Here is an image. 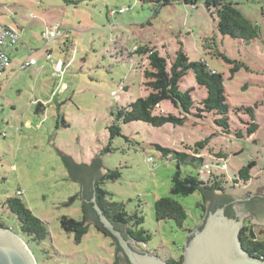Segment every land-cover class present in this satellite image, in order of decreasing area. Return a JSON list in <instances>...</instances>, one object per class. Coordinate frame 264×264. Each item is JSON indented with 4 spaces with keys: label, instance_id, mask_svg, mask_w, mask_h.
<instances>
[{
    "label": "rangeland",
    "instance_id": "rangeland-1",
    "mask_svg": "<svg viewBox=\"0 0 264 264\" xmlns=\"http://www.w3.org/2000/svg\"><path fill=\"white\" fill-rule=\"evenodd\" d=\"M232 1L259 28L256 38L221 35L216 9L210 11L202 0L194 5L172 0L164 6L141 0H0V22L21 36L6 47L12 65L0 80V223L27 242L37 264H118L114 239L99 231L95 220L80 239L62 228L63 216L82 220L85 205L78 196L81 181L70 176L58 149L80 165L101 155L109 174L119 172L101 186L110 201L124 204L129 216L143 217L137 229L151 237L142 243L143 250L166 261L184 254L186 237L202 219L207 197L202 189L171 193L178 163L163 156L156 144L190 152L185 148L210 137L202 150L204 163L180 164L182 177L198 175L209 163L200 176L208 179L210 169L222 173L223 192L244 196L264 187V0ZM57 24L55 38L45 39L44 33ZM145 46H156L169 64L183 49L190 60H204L223 74L231 133L216 124L218 115L200 110L197 103L189 114L170 101L156 107V114L185 117L183 125L120 124L118 111L150 92L144 76L147 55L139 52ZM31 58L35 63L23 67ZM181 88H193L195 102L207 94L193 71L182 78ZM242 106L254 110L258 128L252 134L247 132L250 114L241 111L238 117L233 110ZM118 123L121 132L112 137L111 126ZM241 129L239 137L235 130ZM251 161L256 165L244 181L238 171ZM19 190L47 225L42 241L26 238L16 215L3 205ZM165 196L186 209L182 227L172 219H156L154 203ZM247 226L264 238V224ZM119 256L130 264L122 250Z\"/></svg>",
    "mask_w": 264,
    "mask_h": 264
},
{
    "label": "trees",
    "instance_id": "trees-1",
    "mask_svg": "<svg viewBox=\"0 0 264 264\" xmlns=\"http://www.w3.org/2000/svg\"><path fill=\"white\" fill-rule=\"evenodd\" d=\"M141 1L157 2L162 6L168 5L172 2V0ZM176 1L179 2L180 0ZM181 1L187 4H195V0ZM202 1L210 11L216 9L218 15L217 29L221 35H228L232 38H239L246 41L254 39L259 35V28L242 13L236 2H233L232 0ZM139 52L147 55L149 66L144 69V76L146 78L145 85L150 92L145 97H139L128 103V105L118 111V120L120 124L143 121L153 124L154 126H163L167 123L183 125L185 117H177L173 114L168 116L156 114V107L163 101H170L176 108L182 110L183 113L189 114L194 108L195 103H197L200 105V110L207 113L214 112L218 115L215 119L216 124L222 128L223 132L231 133L229 123L230 105L227 102L225 94L223 74L211 69L204 60H190L183 49L176 52L175 58L170 64L166 57L160 55L156 46L140 47ZM236 68L233 70H236ZM189 71H193L196 83L207 91L206 96L198 102H195V98L192 96L193 88L185 90L181 88L182 78L188 74ZM233 110L238 117H240L239 112L241 111L250 114L252 121L247 127V132L249 134H252L257 130L258 124L254 121L255 115L252 107L242 106L236 107ZM120 124L118 123L111 126V131L114 133L112 137H114L115 134H120ZM235 133L239 137L243 136L242 129L241 131L235 130ZM209 140L210 137L205 140L197 141L194 147H186L185 149L190 152L176 151L175 149L156 144L157 149L162 152L163 156L172 157L178 163V170L175 172L172 179V194L189 195L198 189L205 190L206 192L223 189L219 179L224 176L222 173L217 174L210 169V177L208 179L200 176V173L207 172L204 171V167L209 163L204 164L198 175L188 174L185 177H182L180 164H192L197 166L198 164L204 163L205 156L203 155L202 150L209 143ZM219 155L220 156L218 157L220 158L225 157L224 154L219 153ZM255 165L256 162L251 161L246 166L239 169L238 173L244 181H248L251 178L250 172ZM99 167L101 168L102 166L99 165ZM218 168L223 171L221 166H218ZM98 170H96V172ZM109 173L110 172H108L105 177L96 178V175H93L94 177L90 184V190L83 189V194H85V197H83L85 205L84 218L82 220H77L73 217L63 216L61 218L62 228L68 232H75L77 239H80L81 236L87 232L88 226H86L85 223L90 219V215L93 214L94 222L98 230L106 236L112 237L117 245V250H121L116 238L100 222L93 203L90 201L93 196H96L98 205L118 229L123 230V227L129 225L126 230H123L125 231L126 236H131L137 241H149L151 239L150 234H147L145 229H137V227L144 221L143 217L135 216V218H133V216L128 215L123 203L109 200V192L104 189L101 184L104 183L106 178H111V174V179H114L119 172ZM21 195L22 192L17 193L16 196L6 198L3 201V205L16 215L20 223L21 231L26 238L30 241H42L48 235L47 225L43 220L33 214L20 197ZM154 211L157 220L172 219L180 227L183 226V223L187 218V211L184 206L172 196H165L156 200L154 203ZM0 226H4V224L0 223ZM240 236L243 247L249 253L264 258V238H257L254 231H252L247 225L243 226ZM183 261L184 254H182L177 260L173 258L168 260L170 264H182Z\"/></svg>",
    "mask_w": 264,
    "mask_h": 264
},
{
    "label": "water",
    "instance_id": "water-1",
    "mask_svg": "<svg viewBox=\"0 0 264 264\" xmlns=\"http://www.w3.org/2000/svg\"><path fill=\"white\" fill-rule=\"evenodd\" d=\"M50 144L53 145L51 142ZM58 150L70 169V176L81 181V192L78 196L82 198L85 197L83 194L84 185L92 182L93 175H96L97 178L108 173L102 165L101 155H98L90 165L85 163L80 165L60 149ZM99 165L102 167L100 168ZM96 170L98 171L96 172ZM205 194L207 197L206 211L199 223L186 237L182 264H264V258L249 253L242 245L240 234L244 226V213L238 212L240 218H236L226 213L225 205L216 206V203L224 200V197L236 198V203L253 201L254 209L261 218L260 221L253 220V222L264 224V187L256 193L244 196L231 195L219 189L211 192L205 191ZM90 201L93 203L100 222L116 238L122 253L130 264H170L154 253L136 248L134 246V243L137 244L136 239L126 236L123 231L128 225L123 227V230L118 229L104 214L97 203L96 196H93ZM239 206L240 204H236L234 207L240 210ZM92 220H94L93 214L90 215V219L86 221L85 225L87 226ZM121 250L118 251L115 263L123 264L119 256ZM0 264H37L27 242L5 226H0Z\"/></svg>",
    "mask_w": 264,
    "mask_h": 264
},
{
    "label": "built area",
    "instance_id": "built-area-1",
    "mask_svg": "<svg viewBox=\"0 0 264 264\" xmlns=\"http://www.w3.org/2000/svg\"><path fill=\"white\" fill-rule=\"evenodd\" d=\"M121 11H123V9ZM59 29L60 25L57 24L53 30H50L48 33H44L45 39L52 40L53 38H55V30ZM20 40L21 36L17 30L8 27L0 22V80L12 65V59L6 51V47L16 45ZM33 63H35V60L31 59L22 64V66L27 67L29 65H32ZM150 160L153 161L152 157H150ZM205 167L208 168V165H206ZM18 193L21 192L18 191Z\"/></svg>",
    "mask_w": 264,
    "mask_h": 264
},
{
    "label": "flooded vegetation",
    "instance_id": "flooded-vegetation-1",
    "mask_svg": "<svg viewBox=\"0 0 264 264\" xmlns=\"http://www.w3.org/2000/svg\"><path fill=\"white\" fill-rule=\"evenodd\" d=\"M90 184L91 182H88L86 185H84V190L85 189H88L90 190ZM236 198H233V197H224V200L222 201H219L218 203H216V206H219V205H225L226 206V213L229 214L230 216H233V217H236V218H240V216L238 215V212H242L244 213V225H248V223H251L253 220H256V221H260L261 218L260 216L256 213L255 209H254V206L255 204H252L253 201H244V202H238L236 203ZM236 204H240L239 206V209H236L234 206ZM244 204H247L246 206ZM208 212V211H207ZM137 241V240H136ZM143 241H137L135 244L134 243V246L136 248H139L141 251H143V248H142V243ZM146 242H144L145 244ZM145 251V249H144Z\"/></svg>",
    "mask_w": 264,
    "mask_h": 264
},
{
    "label": "crops",
    "instance_id": "crops-1",
    "mask_svg": "<svg viewBox=\"0 0 264 264\" xmlns=\"http://www.w3.org/2000/svg\"><path fill=\"white\" fill-rule=\"evenodd\" d=\"M31 59H34V58H31ZM31 59H30V60H31ZM34 60H35V59H34ZM28 61H29V60H28Z\"/></svg>",
    "mask_w": 264,
    "mask_h": 264
}]
</instances>
